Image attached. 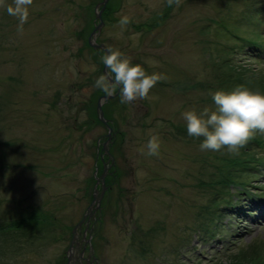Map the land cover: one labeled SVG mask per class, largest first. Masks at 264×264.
<instances>
[{"label":"rangeland","instance_id":"rangeland-1","mask_svg":"<svg viewBox=\"0 0 264 264\" xmlns=\"http://www.w3.org/2000/svg\"><path fill=\"white\" fill-rule=\"evenodd\" d=\"M93 1L33 0L21 32L6 11L12 0H0V227L23 219L27 228L10 233L0 264H62L71 230L91 205L98 145L108 133L95 116L102 62L87 48L88 36L79 35V24L85 27L79 11ZM115 8L104 16L99 39L161 79L146 99L121 104L118 97L104 106L118 129L112 154L120 174L91 221L101 264L229 263L233 250L247 248L264 254V199H258L264 173L253 177L241 217L230 214L219 233L201 237L204 208L220 189L209 187L218 179L211 167L218 156L228 162L237 153L201 151L203 138L188 135L182 117L189 109L214 107V76L227 72L220 71L224 55L214 43L226 41L210 23L243 19L238 14L253 6L249 0H182L157 29L152 26L167 0H115ZM121 16L130 19L124 29L118 26ZM246 27L240 32L256 33L253 24ZM250 56L237 64L241 72L258 74L254 87H260L264 66ZM151 135L159 137L158 156L141 154ZM252 198L261 204H248Z\"/></svg>","mask_w":264,"mask_h":264},{"label":"clouds","instance_id":"clouds-1","mask_svg":"<svg viewBox=\"0 0 264 264\" xmlns=\"http://www.w3.org/2000/svg\"><path fill=\"white\" fill-rule=\"evenodd\" d=\"M181 0H167L169 7H179ZM33 0H12L6 6L10 16L19 21L18 31L29 17V8ZM130 23L128 16H121L118 26L126 28ZM107 72L100 75L94 87L106 96L119 95L121 104H131L136 100L148 98L150 90L161 79L158 73L149 74L142 65L134 64L131 57L119 49L108 46L100 57ZM214 107H204L202 111L189 109L182 113L186 122L188 135L202 137L201 151H220L227 148L230 153H238L253 136L259 132L264 134V92L253 90L241 84L231 91L217 90L210 93ZM146 153L158 156L160 140L151 135L146 144Z\"/></svg>","mask_w":264,"mask_h":264},{"label":"trees","instance_id":"trees-1","mask_svg":"<svg viewBox=\"0 0 264 264\" xmlns=\"http://www.w3.org/2000/svg\"><path fill=\"white\" fill-rule=\"evenodd\" d=\"M250 1L252 2L254 0H250ZM112 10L113 8L110 5L107 9L106 16L110 15ZM223 18L224 17H222V19ZM162 22L163 20L161 19L157 25H159ZM84 33L85 32H82L81 34L83 35ZM226 34L227 36H230L228 31ZM227 60H224V62H220L222 63V65L221 67L219 66L220 71H221V68H225L227 69V72L225 74H221V75L219 74V76L218 75L214 76L218 82L219 89L233 90L236 86L243 84L250 89L260 90L261 92H264V84L261 83L262 81L261 77H259L258 79L261 86L255 88L254 85H255L256 79L254 78H257V75L253 73V75L251 76H246V74L241 72L237 66L233 65V63L229 64ZM224 64L226 65V67H224ZM224 85L227 86L228 89ZM101 94H104V93L101 92ZM256 140H258V137L253 138V140L250 143ZM243 148H241L239 152L237 153V155H235L232 159L228 160V163L225 164L226 173L224 174L220 172V177L222 178V180L219 183H221L222 186H226V188L231 185L243 186L246 182H248V178H249L246 176L247 166L248 165L251 166V168L254 170V173H256V170H258V167L260 168V166H262V165H259V163L256 161H260L264 163V157L256 160L257 154L255 152H251L252 147H251V144H249V142ZM238 164H243L244 167L238 169L236 168L238 167ZM231 166L233 168H231ZM240 174H242V176ZM30 220L32 221V225H35V226L38 225L37 221H34L33 218H30ZM4 229L6 228L0 227V231L3 232ZM0 241H1V238H0ZM262 259H263V255L261 253V249L247 248V249H240L238 253L231 255L229 263H225V264H259L262 261ZM206 264H213V262H209ZM215 264H224V263L221 261Z\"/></svg>","mask_w":264,"mask_h":264},{"label":"water","instance_id":"water-1","mask_svg":"<svg viewBox=\"0 0 264 264\" xmlns=\"http://www.w3.org/2000/svg\"><path fill=\"white\" fill-rule=\"evenodd\" d=\"M102 25V24H101ZM100 27H98V29H99ZM94 36V34L91 36V38H90V40L92 41V44H94L95 45V47L96 48H100V49H103V50H105L106 49V47L104 46V45H101V46H99V45H96L95 43H94V41L92 40V37ZM104 72H106V70L104 71ZM109 97V96H108ZM108 97H106V98H108ZM99 109H101V100H100V102H99Z\"/></svg>","mask_w":264,"mask_h":264}]
</instances>
